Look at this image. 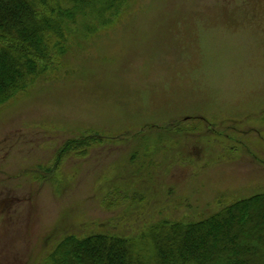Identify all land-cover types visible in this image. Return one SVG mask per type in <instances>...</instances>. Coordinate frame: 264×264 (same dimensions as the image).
<instances>
[{
    "label": "rangeland",
    "instance_id": "obj_1",
    "mask_svg": "<svg viewBox=\"0 0 264 264\" xmlns=\"http://www.w3.org/2000/svg\"><path fill=\"white\" fill-rule=\"evenodd\" d=\"M102 22L0 108V264L264 192V0H125Z\"/></svg>",
    "mask_w": 264,
    "mask_h": 264
},
{
    "label": "trees",
    "instance_id": "obj_2",
    "mask_svg": "<svg viewBox=\"0 0 264 264\" xmlns=\"http://www.w3.org/2000/svg\"><path fill=\"white\" fill-rule=\"evenodd\" d=\"M125 0H0V108L56 64L80 17L118 16ZM196 221L164 220L131 238L65 236L49 264H264V192L225 202ZM149 241L152 258L142 243Z\"/></svg>",
    "mask_w": 264,
    "mask_h": 264
}]
</instances>
